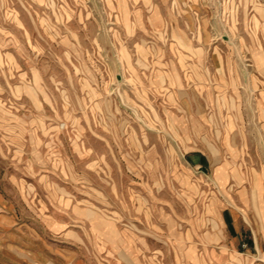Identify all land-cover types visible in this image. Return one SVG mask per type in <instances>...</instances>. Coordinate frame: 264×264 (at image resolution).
<instances>
[{
    "label": "rangeland",
    "instance_id": "1",
    "mask_svg": "<svg viewBox=\"0 0 264 264\" xmlns=\"http://www.w3.org/2000/svg\"><path fill=\"white\" fill-rule=\"evenodd\" d=\"M194 151L230 162L240 207L242 173L264 170V0H0L21 261L189 264L196 192H225Z\"/></svg>",
    "mask_w": 264,
    "mask_h": 264
},
{
    "label": "crops",
    "instance_id": "2",
    "mask_svg": "<svg viewBox=\"0 0 264 264\" xmlns=\"http://www.w3.org/2000/svg\"><path fill=\"white\" fill-rule=\"evenodd\" d=\"M193 156L200 177L209 172L212 177L208 179L221 184L225 192H196L200 202L205 198L195 207L200 213L195 219L199 227L194 237H178L177 244L187 250L180 259L189 264H219L221 260L226 264H264V170L242 173L241 205L229 207L227 198L232 195L227 186L235 176L231 169L228 172L230 162L220 161L212 153L194 151ZM15 224L10 204L0 193V264H25L21 261V228Z\"/></svg>",
    "mask_w": 264,
    "mask_h": 264
}]
</instances>
